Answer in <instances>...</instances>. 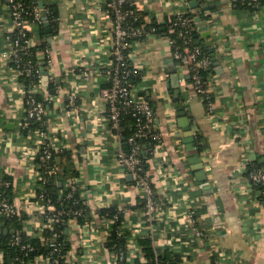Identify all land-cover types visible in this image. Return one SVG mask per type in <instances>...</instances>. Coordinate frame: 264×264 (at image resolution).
Segmentation results:
<instances>
[{
	"label": "crops",
	"instance_id": "1",
	"mask_svg": "<svg viewBox=\"0 0 264 264\" xmlns=\"http://www.w3.org/2000/svg\"><path fill=\"white\" fill-rule=\"evenodd\" d=\"M140 1L143 12L162 26L161 33L134 43L131 54L141 67L134 84L152 102L163 141L150 159L160 206L152 236L133 176L116 157L120 141L106 118L107 100L100 95L106 80L102 67L111 58L114 35L112 19L102 10L105 0H44L59 17L55 33L47 31L42 42L51 48L50 61L42 58V67L55 79L47 102V133L69 146L89 206V220L64 227L71 260L114 264L107 242L115 224L109 209L116 208L126 221L131 264L136 263L143 235L151 237L157 250L172 253L179 264H264V197L248 174L251 163L264 168V6L250 10L237 0H196V5L191 4L194 0ZM174 9L201 16L210 31L205 36L196 20L204 41L213 39L207 45L213 60L207 74L214 84L212 110L192 85L190 67L174 59L163 20ZM11 24L10 11L0 0V50ZM1 69L0 63V176L9 171L21 192L24 179L33 175L28 167L38 147L33 130L40 127L23 132V91L6 85ZM172 81L179 82L180 100L191 120L193 148L184 141L178 122ZM73 92L75 110L70 108ZM46 95L42 91L41 96ZM196 152L206 179L198 178ZM36 208L25 207L30 214L36 211L28 216L34 223ZM192 209L204 231L201 236L194 232ZM4 218L0 215V242L2 234L11 231Z\"/></svg>",
	"mask_w": 264,
	"mask_h": 264
},
{
	"label": "built area",
	"instance_id": "2",
	"mask_svg": "<svg viewBox=\"0 0 264 264\" xmlns=\"http://www.w3.org/2000/svg\"><path fill=\"white\" fill-rule=\"evenodd\" d=\"M40 1V0H39ZM24 0H3L11 14V27L6 38L7 42L0 50V63L2 65L5 84L12 88L19 87L23 91V102L27 119L21 122V129L31 130V121L40 122V128L35 129L38 135V147L34 157H30L29 169L32 177L24 179L21 192L17 191L11 173L5 170V177L0 176V215L5 218H17L21 228H11L10 238L7 239V249L0 246V264H74L71 260L67 238L63 236L64 227L71 221L78 219L89 220V206L82 193L79 176H73L65 181L66 190L54 197L49 183L55 180L60 170L59 165L50 163L55 154L69 150L67 143L57 138H51L47 133L48 110L47 102L51 86L54 87V77L49 70L47 73L42 67V58L50 61L51 48L44 45L43 57L39 54V46L45 38L42 33L46 28L45 14L49 26H57L58 14L53 4ZM44 1V0H43ZM263 0H248L253 8L264 6ZM178 2V1H176ZM144 4L140 0H105L102 10L111 17L113 23V42L111 58L102 70L106 73V80L101 85L100 95L107 100L106 118L111 131L120 141L116 157L118 161L132 174L134 186L145 199L143 207L145 221L149 222L150 236L152 226L158 218L160 208L152 181L150 168L142 159L143 145L139 139L152 141L148 150L149 158L154 159L158 148L162 145V134L156 125V112L149 98L139 94L131 77L140 74V66L132 62V49L134 43L131 37H147L155 34L156 25H149L154 21L152 16L144 15V22L136 25L139 11H143ZM141 16V15H140ZM196 18L190 12L174 9L163 18L168 31L174 59L180 66H189L191 69L192 85L202 96L208 108H213L214 84L208 79V72L212 67V57L205 54L201 43L194 39V23ZM173 37L170 33H175ZM128 50V55L125 51ZM102 75V74H101ZM23 77L32 81L26 83ZM48 94L44 97L41 93ZM77 94H70V107L76 108ZM123 114H130L135 118L136 128L128 137L129 149L123 145L121 119ZM9 175V177H8ZM249 179L253 186L264 185V169L256 166L249 171ZM10 192L12 195H10ZM264 197V190H260ZM24 194V198L19 196ZM23 201L25 204H23ZM27 205H36L38 208L37 221H30L25 211ZM36 208V209H37ZM121 210L112 216L113 222L120 219ZM196 211L190 210V220L196 235L204 234L198 224ZM34 227V230L31 228ZM126 221L123 219L116 229L122 236L126 231ZM114 253V264H131L129 251L125 247H117ZM144 264H151L146 261ZM156 264H159L158 262Z\"/></svg>",
	"mask_w": 264,
	"mask_h": 264
},
{
	"label": "trees",
	"instance_id": "3",
	"mask_svg": "<svg viewBox=\"0 0 264 264\" xmlns=\"http://www.w3.org/2000/svg\"><path fill=\"white\" fill-rule=\"evenodd\" d=\"M27 2V4H31V1H36L38 3L39 0H24ZM264 3V0L262 1ZM237 3L240 7H244V8H248L250 10H253L254 8L248 4V0H237ZM55 10V9H54ZM139 17L138 19L135 21L136 25H140L141 23L144 22V15L145 13L143 11H139L138 12ZM200 14L202 15V17L204 16V14L202 12H200ZM141 15V16H140ZM190 15L193 16L195 18V14L193 12H190ZM195 29H194V39L196 42L201 43L202 47H203V51L205 54L211 56L210 53V48L207 46L206 42L204 41V37H202L201 32L199 31V27L197 25V22L193 21ZM52 26H49L51 31L55 30ZM149 25H156L157 29L155 31V33H161L162 32V26L157 23L156 20H154L152 23H150ZM165 29H167L165 27ZM42 33L44 34V36H47V31L46 28H43ZM173 37H176V32L175 33H170ZM147 36H135V37H131L129 40L131 43H136L137 41H141L146 39ZM42 46H39V51L42 50L44 44H41ZM125 53L128 55V50L125 51ZM135 75L131 77V82L132 83H136L139 79V76ZM23 81H25L26 83H30L32 80L30 78L27 77H23L22 78ZM52 90H53V86H51ZM31 127H40V123L36 122V121H31ZM136 128V122H135V118H133L130 114H123L122 119H121V131H122V135H123V145L124 147L128 150L130 145L128 142V137L131 136ZM28 129H24L23 132L27 133ZM140 142L143 145V152H142V159L144 164L150 168V156L148 153L149 148L152 145V141L151 140H147V139H139ZM57 156H60L62 158V161L58 162L57 160ZM50 163H55L58 164L60 167V170L58 171V173L55 176V180L49 183V188L51 190V192L53 193L52 195L54 197H57V195L59 194V192H61L62 190H66L67 186L65 184V181L71 177V176H78L79 172L77 170V168L74 165V161L71 155L70 150H66L63 152H60L58 154H55V156L53 157V159L50 161ZM256 166H261L259 163H251L248 166V174L249 171L256 167ZM262 167V166H261ZM264 169V168H263ZM63 182V186H60L59 182ZM258 189L260 190H264V185L263 184H257L255 185ZM10 195H12V193L10 192ZM145 204V199L143 198L142 200V205L141 207L143 208ZM118 211V209H109V213L110 214H115ZM5 219V225H7L10 230L11 228H17L20 229L21 228V222L17 219V218H13V219H9V218H4ZM124 219L123 217V213H120V219L118 221H116V223L113 225V230L112 233L109 237V241L107 242L108 246L111 248V250H116L117 247L121 246V247H125L126 244V238H127V232L125 231L123 233L122 236H119L117 234L116 229L119 227V225L121 224V221ZM63 236L66 237L64 231H63ZM2 240L0 242V246L7 249V239L10 238V232L5 234L3 233L1 236ZM139 243L141 246V249L139 250V254L136 260L135 264H144L146 261L151 262V264H156L157 262L159 264H179L177 258H175L172 253H170L167 249L166 250H157L152 243V239L150 236L148 235H143L139 237ZM143 258V259H142Z\"/></svg>",
	"mask_w": 264,
	"mask_h": 264
},
{
	"label": "water",
	"instance_id": "4",
	"mask_svg": "<svg viewBox=\"0 0 264 264\" xmlns=\"http://www.w3.org/2000/svg\"><path fill=\"white\" fill-rule=\"evenodd\" d=\"M40 5L43 6L44 5V1L40 0L39 1ZM192 5H196L197 1L194 0L193 2H191ZM45 25H46V31L49 32L50 27H49V21L47 19V16L45 14ZM196 20L199 21V24L201 25V30H205L204 35L205 36H209L210 35V31L207 30V25L203 23V21L201 20V16H197ZM213 43V39H208L206 41L207 45H212ZM46 72V71H45ZM173 85L175 86V97L174 100L176 102V108H177V115H178V122L179 125L182 127L183 131H184V141L187 143V146L189 148H193L194 144H195V137H194V130L192 128V124H191V120L186 112L185 106L183 104V102L180 100V87H179V82L176 81H172ZM196 156H198L199 159V164L197 166L201 167V169L197 172L198 174V178L199 179H206L207 174H206V170L203 168L204 163L202 162V158L200 155V152H196L195 154ZM61 157L58 156V159H60ZM130 177L132 176V174L129 175ZM7 230H5L6 232Z\"/></svg>",
	"mask_w": 264,
	"mask_h": 264
}]
</instances>
